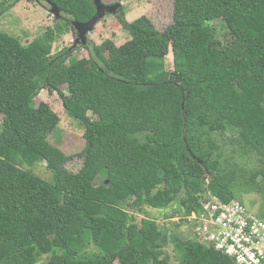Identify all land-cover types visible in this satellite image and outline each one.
I'll return each instance as SVG.
<instances>
[{"label":"trees","instance_id":"16d2710c","mask_svg":"<svg viewBox=\"0 0 264 264\" xmlns=\"http://www.w3.org/2000/svg\"><path fill=\"white\" fill-rule=\"evenodd\" d=\"M51 2L82 23L97 12L94 0ZM125 17L131 38L89 58L51 54L69 21L29 44L0 31V264H171L170 246L179 264H237L181 228L204 193L235 199L239 174L224 170L216 134L236 135L264 164V0H174L163 31L147 15ZM62 87L86 130L78 172L49 139L60 116L37 103ZM41 162L51 180L30 169ZM172 206L173 227L145 212Z\"/></svg>","mask_w":264,"mask_h":264},{"label":"rangeland","instance_id":"374dc122","mask_svg":"<svg viewBox=\"0 0 264 264\" xmlns=\"http://www.w3.org/2000/svg\"><path fill=\"white\" fill-rule=\"evenodd\" d=\"M107 5L120 4L115 8L113 13H106L93 30L87 33L85 37L80 38L77 31L73 28V18L65 13L57 16L50 11L51 6L46 0H0L1 8L11 5V8L0 15V31L6 32L19 38L23 43L29 44L34 39L44 35L48 28L54 27L58 21H69L70 32L62 34L53 45L52 55L57 56L63 50L68 48V53L64 56L71 55V58H89L90 48L102 44L105 40L111 39L117 45H121L131 38L130 32L120 24L119 16L122 15V9L126 12V20L134 21L136 18L147 15L155 27L163 31L167 29L174 21V0H103ZM212 26L222 40H225L228 33L222 21H214ZM75 28V27H74ZM78 38L80 40L77 42ZM77 42V43H76ZM76 43V45H75ZM167 68H173V55L167 57ZM63 92H49L42 89L37 97V103L41 101L49 105L58 113L61 118L59 126L50 134V141L71 157L65 164L66 168L72 172H78L83 164L84 158L81 156L86 145L85 125L74 118L65 108L64 99L69 95L67 90ZM96 118L95 116H93ZM4 115L0 112V130L3 124ZM233 137L236 135L231 132L216 134L215 138L221 146L222 164L226 171L236 170L239 174L238 183L234 186L235 199L244 202L247 207L264 220V175L256 176L257 171L264 168L259 158L254 154H246L237 142L232 144ZM34 173L45 180H51L53 174L47 167L46 162H41L30 168ZM102 178L97 180L101 183ZM176 207H170L167 210L145 208V212L160 223L165 221V214L174 212ZM142 215L139 216V219ZM176 219L175 221H178ZM173 227L172 224H169ZM178 232L179 229H178ZM181 233L187 237L190 236L188 228H181ZM172 256L171 264H179L174 253L173 247L168 248Z\"/></svg>","mask_w":264,"mask_h":264},{"label":"built area","instance_id":"2783aa9c","mask_svg":"<svg viewBox=\"0 0 264 264\" xmlns=\"http://www.w3.org/2000/svg\"><path fill=\"white\" fill-rule=\"evenodd\" d=\"M184 225L191 237L237 264H264V220L242 201H224L208 191L201 198V210L187 217Z\"/></svg>","mask_w":264,"mask_h":264},{"label":"water","instance_id":"95a60500","mask_svg":"<svg viewBox=\"0 0 264 264\" xmlns=\"http://www.w3.org/2000/svg\"><path fill=\"white\" fill-rule=\"evenodd\" d=\"M49 5L51 6L50 11L52 13H54L57 18L59 16L62 15V12L60 10V8L54 4L53 2H51V0H46ZM96 8H97V12L95 14V16L89 20L88 22L82 23V22H78L76 20L72 21V26H73V30L77 31L79 34L80 38H84V40H88L87 39V33L90 32L91 30H93L94 26L98 23V21L106 15V13H113L115 11V8H117V6H120V4H116V5H107L103 2V0H94ZM75 27V28H74ZM80 38H78L77 42L80 40ZM76 42V43H77ZM75 43V45H76Z\"/></svg>","mask_w":264,"mask_h":264}]
</instances>
